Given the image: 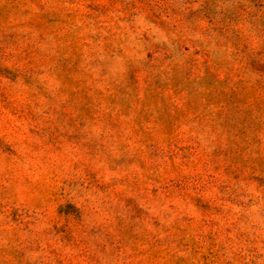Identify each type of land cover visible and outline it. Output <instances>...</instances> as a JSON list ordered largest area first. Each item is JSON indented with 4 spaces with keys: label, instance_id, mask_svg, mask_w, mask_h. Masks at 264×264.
Here are the masks:
<instances>
[{
    "label": "rangeland",
    "instance_id": "374dc122",
    "mask_svg": "<svg viewBox=\"0 0 264 264\" xmlns=\"http://www.w3.org/2000/svg\"><path fill=\"white\" fill-rule=\"evenodd\" d=\"M0 264H264V0H0Z\"/></svg>",
    "mask_w": 264,
    "mask_h": 264
}]
</instances>
